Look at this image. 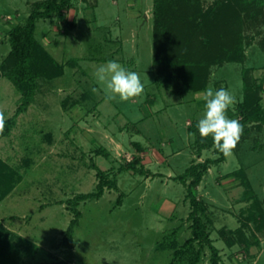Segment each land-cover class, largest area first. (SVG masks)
Instances as JSON below:
<instances>
[{
  "label": "rangeland",
  "instance_id": "374dc122",
  "mask_svg": "<svg viewBox=\"0 0 264 264\" xmlns=\"http://www.w3.org/2000/svg\"><path fill=\"white\" fill-rule=\"evenodd\" d=\"M37 1L0 0V64L11 50L8 32L26 22ZM153 10L154 0H75L65 12L66 20L76 24L70 33L56 18L39 22L37 38L65 65V74L41 81L10 136L0 133V264H170L174 250L165 246L174 238L182 246L192 236L187 186L175 178L192 164L220 156L214 149L198 155L199 136L193 139L188 130L204 115L206 91L176 95L155 82ZM261 19L244 34L246 66L255 69L250 77L264 88ZM112 60L139 74L141 95L106 99L111 92L95 73ZM242 70L232 63L215 67L209 86L213 91L223 87L235 97L227 112L229 118L234 112L233 119H239L235 112L243 100ZM21 103L15 85L0 79L6 119L15 116ZM250 128L196 190L208 209L204 220L220 250V264H264L262 214L254 210L255 199L245 195L240 178L243 169L264 208V129ZM137 159L146 176L121 171ZM94 165L118 188H106L101 199L74 204L77 196L97 191ZM75 207L82 216L70 248L65 238ZM227 239L236 244L229 246ZM245 239L254 244L258 239L260 245L248 250ZM199 264H212L209 248Z\"/></svg>",
  "mask_w": 264,
  "mask_h": 264
},
{
  "label": "trees",
  "instance_id": "16d2710c",
  "mask_svg": "<svg viewBox=\"0 0 264 264\" xmlns=\"http://www.w3.org/2000/svg\"><path fill=\"white\" fill-rule=\"evenodd\" d=\"M207 0H154V51L153 67L155 82L170 88L176 95L189 92L206 91L211 83L213 69L228 63L243 66V100L238 104V115L244 131L240 139L250 132V126L264 129L263 82L252 79L250 73L254 67H247L248 50L245 31L252 22H260L264 17V0H215L210 5ZM75 6V0H41L33 4L32 11L25 23L14 25L8 32L11 50L0 64V79L10 80L22 95V103L14 117L5 120L4 136H10L17 126V120L33 104L36 95L41 90V81H52L65 74V65L56 60L42 40L37 38L40 21L54 20L65 23V33L76 28L75 23L66 20L65 12ZM232 118L234 112H230ZM194 121L188 130L199 136L197 153L201 155L206 150L214 149L220 157L209 158L205 162L192 164L175 180L187 186V196L192 206L190 219L192 221V236L180 246L174 238L166 247L174 250L170 264H199L201 254L206 248L211 251L212 264L221 263L220 250L213 244L204 216L207 212L205 202L198 198L196 190L200 187L206 174L212 166L219 165L226 157L214 147L212 136L203 139ZM242 141V140H241ZM240 141V143H241ZM140 160L122 167L131 169L141 175H147L144 167H139ZM97 176L100 182L94 193L82 194L76 197L74 204L88 200L101 199L106 188L117 189L116 181H110L107 174L97 165ZM4 171V170H3ZM241 176L246 188L245 195L253 196L254 209L262 214L263 222L259 230L264 228V208L255 192L250 179L242 169ZM0 180V189L3 186ZM7 190L4 195H6ZM76 217L72 220L66 234L65 244L74 248L75 230L82 216L75 207ZM255 216V215H254ZM254 219L253 217L250 220ZM240 231V230H239ZM242 231V230H241ZM240 231V232H241ZM176 236V235H175ZM250 250L254 242L246 240ZM229 246L236 244L234 239H227ZM199 245L198 250L194 248ZM52 264H70L55 262Z\"/></svg>",
  "mask_w": 264,
  "mask_h": 264
},
{
  "label": "clouds",
  "instance_id": "9594fccd",
  "mask_svg": "<svg viewBox=\"0 0 264 264\" xmlns=\"http://www.w3.org/2000/svg\"><path fill=\"white\" fill-rule=\"evenodd\" d=\"M95 75L99 81L106 83L107 90L111 92V95L106 97L108 100L119 97L120 101H128L144 91L139 74L114 60L100 65ZM205 100L204 115L197 123L199 135L202 140L212 136L214 147L225 157L231 156L244 131L239 120L227 115L230 107L236 102L235 97L223 87L215 91L208 88ZM5 120L4 111L0 109V133L4 131ZM190 135L195 139V133Z\"/></svg>",
  "mask_w": 264,
  "mask_h": 264
}]
</instances>
